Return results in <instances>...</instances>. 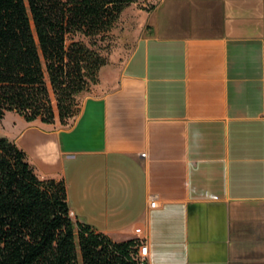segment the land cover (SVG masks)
Returning <instances> with one entry per match:
<instances>
[{
  "label": "crops",
  "instance_id": "obj_1",
  "mask_svg": "<svg viewBox=\"0 0 264 264\" xmlns=\"http://www.w3.org/2000/svg\"><path fill=\"white\" fill-rule=\"evenodd\" d=\"M139 21L68 125L5 112L0 133L144 264H264V0H156Z\"/></svg>",
  "mask_w": 264,
  "mask_h": 264
},
{
  "label": "trees",
  "instance_id": "obj_2",
  "mask_svg": "<svg viewBox=\"0 0 264 264\" xmlns=\"http://www.w3.org/2000/svg\"><path fill=\"white\" fill-rule=\"evenodd\" d=\"M134 1L0 0V120L77 114L76 99L112 67V31ZM135 244L71 219L63 181L39 178L0 133V264H139Z\"/></svg>",
  "mask_w": 264,
  "mask_h": 264
},
{
  "label": "rangeland",
  "instance_id": "obj_3",
  "mask_svg": "<svg viewBox=\"0 0 264 264\" xmlns=\"http://www.w3.org/2000/svg\"><path fill=\"white\" fill-rule=\"evenodd\" d=\"M155 1L156 0H135L122 12L117 22L116 27L112 31L114 37L111 41V48H110L109 55H108L112 67L110 68L111 74L109 75H113L115 72L118 71L123 61L128 56L133 46V43L135 41V38L132 39V37L129 34H128L129 36H127L124 33L125 27L131 26L136 29V26H138L140 23L139 20L141 18V15L144 14V12H146ZM136 32H137V29L135 31V37L137 36ZM112 79L113 77L110 76V80L104 79L107 81V83L105 82V84L100 83L99 80H97L95 83L89 85L87 90L83 92L81 95H79V97L76 99L77 109H79L81 101L86 95L97 94L99 92H102L108 89L110 86L108 83H110ZM12 115H13V112L6 113L3 117L4 119L2 122L5 123ZM75 116L76 114L65 119L63 123H60L55 115L53 121L56 120L61 125H68L69 121L73 119V117Z\"/></svg>",
  "mask_w": 264,
  "mask_h": 264
},
{
  "label": "built area",
  "instance_id": "obj_4",
  "mask_svg": "<svg viewBox=\"0 0 264 264\" xmlns=\"http://www.w3.org/2000/svg\"><path fill=\"white\" fill-rule=\"evenodd\" d=\"M154 201L149 202V206H153ZM70 215V213H69ZM147 252V246L144 243H138L136 246L135 258L139 264H144L143 260Z\"/></svg>",
  "mask_w": 264,
  "mask_h": 264
}]
</instances>
